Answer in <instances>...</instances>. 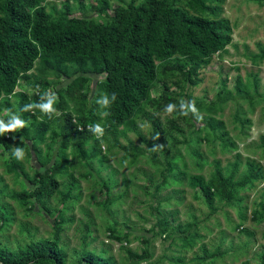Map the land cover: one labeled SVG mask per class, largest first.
<instances>
[{
  "label": "rangeland",
  "instance_id": "rangeland-1",
  "mask_svg": "<svg viewBox=\"0 0 264 264\" xmlns=\"http://www.w3.org/2000/svg\"><path fill=\"white\" fill-rule=\"evenodd\" d=\"M140 1L108 0V9L101 14L90 8L96 0H38V4L50 12L53 8V16L67 4L70 17L105 22L114 9ZM170 3L198 16L227 19L232 29L231 43L206 62L196 64L183 59L178 65L171 60L162 70L166 76H160L151 89L157 103L144 104L143 112L135 115L136 130L122 125L112 136L124 147L132 144L146 150L142 155L129 156L109 136L108 141L100 143L102 153L80 159L72 144L51 135L52 127L46 131L39 143V158L46 164L51 163V156L57 158L60 172L55 177L61 186L44 204L35 202L34 197L26 203L13 197L15 193L29 194L28 179L41 169L35 152L27 145L32 141L30 127L34 119L28 117L27 126L20 132L6 133L7 146L0 143V211L4 215L0 219V247L17 251L30 240L50 239L57 218L65 264H75L82 250L111 256L116 264H262L264 59L254 61L251 55L264 47V2ZM189 75L197 80L192 83ZM91 77L82 90L87 97L83 115L88 118L98 116V105L93 103L101 93L98 78ZM253 78L258 79L257 85ZM56 80V87L64 89L71 79ZM242 89L250 98L239 95ZM181 99L194 100L202 116L221 121L222 126L211 128L202 120L164 111L167 104L178 106ZM74 101L67 102L70 110L81 103L79 99ZM16 102L14 97L10 99L12 105ZM201 102L216 104L215 110L208 111L200 106ZM0 109V118L7 121L10 113H6L3 103ZM10 110L21 115L19 110ZM152 121L159 123L156 130ZM96 123L101 124L102 119L99 117ZM88 143L83 146L86 153ZM14 146L23 147L22 161L11 155ZM149 148L154 156L149 155ZM56 153L60 156L55 157ZM11 158L21 163L27 176L8 169ZM248 160L253 161L261 176L237 190L239 199L226 202L214 197L216 210L210 211L191 177L207 180L216 164L226 175L236 161L237 180L245 173ZM67 191L71 197L64 198ZM110 233L118 238H111ZM204 253L209 256L199 259Z\"/></svg>",
  "mask_w": 264,
  "mask_h": 264
},
{
  "label": "trees",
  "instance_id": "trees-1",
  "mask_svg": "<svg viewBox=\"0 0 264 264\" xmlns=\"http://www.w3.org/2000/svg\"><path fill=\"white\" fill-rule=\"evenodd\" d=\"M63 7L64 10L53 16L51 12L54 9L47 11L44 5L38 4V0H0V107L3 103L7 109L21 112L25 104L38 102L39 94L46 89H52L58 97V114L51 119L38 110L35 115L21 112L24 120L28 117L34 119L30 127L32 141L27 145L29 150L35 152V161L41 168L36 169L33 177L28 179L29 194L13 195L24 203L34 197L35 202L44 204L58 193L61 186L55 177L60 172L57 158L51 156L50 164L39 158V143L51 127V135L55 134L62 142L72 144L80 159L102 153L100 143L108 141L109 136L114 145L124 148L129 156L142 155L146 150L132 144L124 147L112 136L122 125L136 130L135 115L143 112L144 104L151 101L157 103V99L154 100L151 95V89L156 86L160 76H166L162 70L171 60L178 65L183 59L196 64L206 62L215 53L225 51L232 41V29L227 19L191 14L171 4L170 0H141L136 4L128 2L126 6L114 9L105 22L70 17L68 5L64 4ZM108 7V0H96V5L90 6L100 14L105 13ZM251 57L254 61L263 60L264 47ZM91 76L98 78L101 93L115 92L118 97L109 110L111 115L102 119V139H97L86 128L89 124H95L99 117L95 115L88 118L83 115V101L87 97L82 90ZM188 77L192 83L197 80H192L190 75ZM55 78L71 80L64 89H59ZM257 80L253 78L256 85ZM238 93L250 98L246 89ZM12 97L17 101L15 105L10 103ZM76 99L81 103L70 110L67 102L76 103ZM93 105L97 106L96 103ZM201 105L208 111H214L216 107V104L203 102ZM189 118L191 120L194 117L190 115ZM202 121L211 128L222 126L221 121L212 117L203 116ZM152 126L156 130L159 123L153 122ZM8 137L9 134L0 136V143L7 146ZM140 138L147 142L144 137ZM87 143L89 150L86 153L83 146ZM260 145L264 146L263 137ZM147 151L149 155L152 153L151 148ZM57 156L60 154L56 153ZM231 166L232 169L226 175L216 164L207 180L202 176L191 177V182L200 188L203 200L212 212L216 210L214 197L229 202L236 198L239 188L252 184L253 180L261 176L253 161L248 160L243 176L234 180L236 161ZM8 169L23 177L27 176L21 163L14 158L8 163ZM65 197H71L68 191ZM0 219H4L2 211ZM52 226L54 232L50 239L30 240L17 251L0 247V264H65V253L59 245L61 226L57 218ZM109 236L118 238L113 233ZM208 256L204 253L199 259ZM75 264H116V261L111 256L82 250Z\"/></svg>",
  "mask_w": 264,
  "mask_h": 264
},
{
  "label": "clouds",
  "instance_id": "clouds-1",
  "mask_svg": "<svg viewBox=\"0 0 264 264\" xmlns=\"http://www.w3.org/2000/svg\"><path fill=\"white\" fill-rule=\"evenodd\" d=\"M117 98L118 97L115 92H112L111 94L103 92L100 93L98 99L96 100V104L98 105L97 114L101 119L111 115L109 110L117 101ZM57 99L58 97L55 91L52 89H46L39 94L38 102H29L25 104L20 111L30 112L35 115L38 110L40 113L51 119L53 116L58 114L55 107ZM5 111L6 113H10V115L7 121L0 118V136L6 133H17L25 129L27 121L24 120L18 112H12L10 109H6ZM164 111L169 115L174 112H178V114L183 117L191 115L197 120L203 119V116L200 110L196 107L194 100L188 101L181 99L178 106L176 104L169 103L165 106ZM87 128L88 131L91 132L97 139H102L104 129L100 123L89 124ZM80 130L83 131V128H80ZM156 138L158 139L159 136ZM11 155L17 160L22 161L25 158V151L21 146H14L12 147Z\"/></svg>",
  "mask_w": 264,
  "mask_h": 264
},
{
  "label": "built area",
  "instance_id": "built-area-1",
  "mask_svg": "<svg viewBox=\"0 0 264 264\" xmlns=\"http://www.w3.org/2000/svg\"><path fill=\"white\" fill-rule=\"evenodd\" d=\"M87 126H88V125H87ZM87 126H86V128H87ZM78 128L80 129V128H82V127H81V126H79Z\"/></svg>",
  "mask_w": 264,
  "mask_h": 264
}]
</instances>
